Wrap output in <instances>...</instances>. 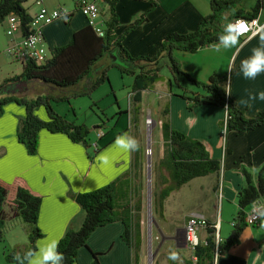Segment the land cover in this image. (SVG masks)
<instances>
[{"label":"crops","instance_id":"0c3cea01","mask_svg":"<svg viewBox=\"0 0 264 264\" xmlns=\"http://www.w3.org/2000/svg\"><path fill=\"white\" fill-rule=\"evenodd\" d=\"M151 1L155 2V6L150 7ZM242 1L240 0L236 4L237 6L225 10V17L229 19L228 22L237 18L234 17L236 12L248 11L256 3L255 0L253 5L245 6ZM27 2L28 0H24L23 5L30 15H33L43 6L51 10L60 8L71 11L75 4V0H35L34 7L29 9ZM97 3L99 4H97L99 15L96 20L103 23L108 17L107 6L102 0H97ZM115 11L119 19V24L115 28L116 34H120L139 15L146 14V19L129 30L121 43L131 56H152L165 34L172 31L187 32L193 30L200 19L210 13V0H117ZM256 18L260 24H264V6ZM87 25L86 17L79 11H73L66 17H59L42 28L45 46L49 51H52L54 47L63 46L69 42L74 31ZM21 36L20 30L11 31L9 29L6 18L0 22L2 49L19 41ZM217 44L218 41L201 47L195 52L175 50L173 54L185 72L197 80L206 81L212 73H228L231 67L249 57L252 49L259 45V37L257 34L250 37H240L238 45L227 50L215 51L214 48ZM12 59L20 62V60ZM161 64L166 67L167 59H162ZM165 76V82H167L170 73ZM3 79L1 78L0 82ZM154 85L143 92L142 99L146 91H151ZM56 89L63 94L70 91L68 90L70 88L66 90ZM56 89L49 86L46 93L55 94L57 93ZM227 90L237 107L245 111L246 116L254 117L260 110L264 109V101L261 100L249 101L248 105L240 103L241 100L248 98L249 93L255 94L264 91V73L258 75L255 80H247L243 78L240 69H238L228 76ZM189 91L201 92L199 89ZM163 94L166 96L163 101H167L169 106L168 120L171 128L190 138L202 141L211 157L221 160L223 173L227 176V184L221 186L220 195L223 199H228L224 194V190L227 189L233 195V204H236L235 212L225 219L227 220L226 224L231 219L229 221L231 226L232 218L238 209L237 192L245 183L242 170L254 174L264 160V124L249 132H226L222 136L221 127L219 128L218 124L225 117V108L201 104L188 109L186 101L174 95L176 92L173 93L172 86L167 87V91L165 90ZM132 96L133 93L130 94V98ZM157 106L158 114L160 101ZM53 108L66 119L72 120L67 110L66 113H60L56 109L55 103ZM35 113L42 119L47 118L41 108L37 109ZM24 115L25 108L22 105L11 101L3 106V112L0 115V179L10 182L14 177L20 176L31 190L41 195L36 222L42 233V236L37 238L35 242V251H38L44 242L50 239L58 241L69 227L77 229L81 225L84 211L70 193L76 194L97 189L109 184L119 175L128 172L131 168L133 151L126 152L117 145L118 137L123 134L128 135L126 126L129 117L120 122L118 127V121L124 118L120 115L114 127L105 129L106 131L104 130L101 137H97V130L95 138L89 136L88 147L81 142H72L64 133L40 129L37 134L36 153L28 154L25 146L17 140L18 122ZM130 121L136 125L138 115L136 114V120L130 117ZM139 150L142 160V150L140 148ZM160 152L159 148L158 160ZM211 175L210 190L216 195L218 188L214 184L218 178L214 174ZM258 201L264 203V196L260 197ZM166 212L169 214L167 215ZM172 212L175 213L176 211L174 212L173 208L164 209V201L162 208L158 209L159 215L165 216L166 226L169 228L167 236H176L178 222L182 219L186 221L191 215L204 217L208 224H213L217 220L222 239L232 229L231 226L230 229L225 230L224 235L221 234L223 204H221V210L219 209L214 220L194 210L176 219V215ZM17 225L23 229L22 222L18 218L9 219V222L6 223L7 228H5L3 240L0 242H6L13 247L18 245L19 243L16 241L19 240L21 232L20 228L16 227ZM209 228L202 229V237L199 236L202 241L206 240ZM123 231L124 225L119 220L96 227L87 237V247H80L77 250L74 264H90L92 252L98 254L101 264H142L140 253H138L135 263L133 249L122 239ZM14 232L18 235L17 239L13 234ZM179 239L181 244L177 241V237L176 240L168 239L169 249L166 252V264H174L168 260V253L173 249L177 251L187 249L191 252L190 257H181L175 264H186V261L192 257V251L185 246L183 247L185 242L184 227ZM24 242H27V239ZM216 264H264V221L258 220L256 224L247 226L239 237L238 243L219 254Z\"/></svg>","mask_w":264,"mask_h":264},{"label":"trees","instance_id":"16d2710c","mask_svg":"<svg viewBox=\"0 0 264 264\" xmlns=\"http://www.w3.org/2000/svg\"><path fill=\"white\" fill-rule=\"evenodd\" d=\"M107 6L108 17L104 20L103 36H98L90 25H87L71 35L69 42L63 46L54 47L50 56L43 62L33 58L20 60L21 72L4 79L0 83V115L3 106L8 102L23 104L25 115L19 120L17 126V140L22 143L28 154H35L37 150V134L40 129L50 132L64 133L72 142H81L87 146L88 129L84 124H77L73 120L66 119L57 113L52 105L53 101L68 100L79 92L66 94L46 93L38 95L35 99H26L22 96L5 94L8 82H20L38 80L51 86L53 89L66 90L75 87L79 81L89 77L95 62L105 53L117 51L118 55L126 58L137 71L116 63L121 73L132 74V98L140 102L145 90L152 88L154 83L161 80L159 70L161 60L167 59L166 67L171 78L167 85H171V79L177 82V76L185 78L201 92H191V96L185 93L174 94L186 101L188 109L201 104L215 105L225 108V117L219 125L225 127L226 132H249L264 124V109L254 117H248L243 109L237 107L236 102L229 96L227 85L228 76L240 69L241 61L231 67L228 73L223 75L214 72L206 81L193 78L179 65L173 52L175 50L195 52L206 45L218 41V36L223 34V26L228 22L225 10L234 7L240 0H210V13L203 16L196 27L187 32L172 31L162 36L159 47L152 56H131L123 47L121 41L126 33L146 19V14H141L120 34H116L115 28L119 24L115 11L117 0H102ZM24 0H0V22L10 13L17 16L22 35L29 33L31 15L23 6ZM155 2H150V7ZM264 6V0H256L255 5L248 11L240 10L234 17L246 19L254 18ZM246 59V58H245ZM244 60V59H243ZM104 67L100 76L90 83L89 91L96 88L101 82L108 80ZM43 106L47 120L40 119L34 110L37 106ZM139 112V111H138ZM138 112L136 114H138ZM169 106L167 101L160 102L158 109L157 126H159L160 157L156 166L157 190L153 189L152 197L157 201L160 210L164 199L182 185L192 179L214 174L217 178L222 165L221 160L211 157L204 143L198 139L190 138L184 133L171 128L169 120ZM137 151H133L131 168L116 177L112 182L97 189L70 193L71 197L84 211V218L79 228L69 227L58 240L59 252L64 255V264L76 262L77 250L87 247L86 240L89 234L96 228L114 221H121L124 225L122 239L133 249L135 263L138 258L143 235L144 223V196L143 180L140 176V161L137 159ZM141 160V159H140ZM245 183L237 192V212L233 216L234 225L230 233L218 244L220 251L228 250L239 241L243 230L248 226L245 222L247 208L257 199L264 196V160L258 170L251 174L242 170ZM41 195L31 190L20 177H14L6 182L0 179V241L3 240L6 223L9 219L18 218L27 224V244L22 248L19 245L5 254L8 262L17 264L14 256H23L25 252L36 250V239L42 236L36 225ZM212 225V224H209ZM214 228L208 229L205 243L197 245L192 257L186 264H212L215 243L213 238ZM90 264H101L97 253H91Z\"/></svg>","mask_w":264,"mask_h":264},{"label":"rangeland","instance_id":"374dc122","mask_svg":"<svg viewBox=\"0 0 264 264\" xmlns=\"http://www.w3.org/2000/svg\"><path fill=\"white\" fill-rule=\"evenodd\" d=\"M34 1L35 0H28L27 6L29 7V9L31 7H34ZM254 3L255 0L242 1V4L245 6L253 5ZM0 47H2L1 43ZM112 63H116L119 66H123L129 69H134L135 72L137 71L135 66H132V64L126 58L118 55L117 51L114 50L112 51V53H105L95 62L89 77L82 79L75 87H70V89H68L70 90L68 91V93L79 92L77 96L74 95L73 97H70V99L63 101L51 100V105L53 107V104L55 103L57 105L56 109H58L60 113H66L67 110L70 113L69 117L75 123L80 125L84 124L88 129L87 138L89 136L95 138V132L98 129H100L104 134L105 129L107 130L111 127H114V124L119 119L120 115H122L124 118L121 119V121H118V127L120 126V122L129 117L127 118L128 121L126 126L128 135L136 138L140 145V149L142 150V160H140V150H138L137 153V159L141 161L140 176L143 180L144 196V223L142 226L143 235L139 253L142 257V264H166L167 261H165V259L166 252L169 249V243L168 239L165 236H167V234L169 233V228H167L166 226L167 224L165 221V216L161 217L158 213V207L156 204L157 201L154 197H152V192L153 189L157 190L155 186V184L157 183L156 165L159 156L160 144V139H158L160 131L159 126H157L156 124V119L158 116L157 105L159 101L161 102L166 98L163 93L165 92V90L167 91V87L169 88L167 82H165V75H168L169 71L166 67L163 66V64H161L162 66L159 70V74L161 75L162 80L156 83L151 91H146L142 102L137 104L138 102H135L132 97L130 98V94H132V84L134 81V76L132 74L121 73L116 66L111 65ZM106 66H108V69L106 70L108 80L101 82L96 88L89 91L88 88L90 86V83H92L100 76L102 69ZM21 69L22 67L20 62L13 60L11 57L4 53H0V79H6L5 77L9 78L13 75H17L20 73ZM219 74L223 75L222 73ZM176 80L177 82H174L171 79L172 82L170 86H172L173 88V93H185L186 95L191 96L192 94L189 90H197L195 86H193L190 82H188L181 76H177ZM49 86L50 85L38 80L8 82L5 94L22 96L26 99L32 100L35 99L38 95L46 94V92L49 90ZM55 91L57 92L55 94H63L62 92L60 93L57 89ZM21 105L24 107L23 104ZM35 108L43 109L46 114L43 106L40 105ZM37 109L34 110V114ZM137 112L139 113L137 114L138 122L135 125L132 121H130V117H133V119L136 120ZM147 118H151V121H146ZM43 120H47V118ZM218 127L220 128L219 124ZM147 148L151 149V155L149 156L146 155ZM148 172L150 173L149 179L147 178ZM211 182L212 175H206L192 179L188 183L182 185L178 190L173 191L164 200V209L173 208L174 212H176L172 213L176 215V219H178V217L181 218L191 210H194L199 211L200 213H203L214 220V218H216L217 214L219 213V209L221 210V204H223V226L221 234L224 235L226 233L225 230L231 228V226L229 225V221L231 219L228 220V224H226L227 220L225 219H227L229 215L235 212L236 204H233V195L229 193L227 189L224 190V194L228 197V199H223L222 195H220L221 186L223 184L226 186L227 184V176L225 173H223L222 168L218 179L214 184L218 188V193H216V195H214L210 190ZM148 184L149 187H147ZM147 192L150 194L151 198L148 206ZM166 214L168 215L169 213L166 212ZM153 221L155 222L153 223ZM7 222H9V220ZM155 223L157 224L159 230L156 228ZM184 223L185 219H182L177 224L178 230L176 233V237L179 244H181L179 237L181 235V231L183 230ZM22 226L23 229H21L19 225L16 226L18 227V229L20 228L21 232L20 238H18L19 240L16 241V243H19V248H22L28 242H24L27 239L26 229L28 225L22 223ZM147 226H149L151 230L149 238ZM5 227L7 228V226ZM202 232V228L199 229L197 231L198 236L202 237ZM13 234L17 239V233L14 232ZM161 234L163 235L162 241ZM157 247L158 249L154 254V257L152 258L151 254ZM12 249L13 246H9V244H7L6 242H0V264H14L13 262H8L5 259V254ZM149 249L150 252L148 253ZM186 250L187 249H179V251L175 250L179 256V259L181 257H190L191 252L189 250Z\"/></svg>","mask_w":264,"mask_h":264},{"label":"built area","instance_id":"2783aa9c","mask_svg":"<svg viewBox=\"0 0 264 264\" xmlns=\"http://www.w3.org/2000/svg\"><path fill=\"white\" fill-rule=\"evenodd\" d=\"M73 11H79L82 15H84L87 19L88 25L92 27L95 33L98 36H103V24L99 23V21L96 20L99 15L97 0H75L74 8L71 11L60 8L51 10L44 6L40 7L37 12L31 15V20L28 24L30 29L29 33L27 35H22L19 41L11 43L4 49L0 47V53L3 52L9 57H12L17 60H22L30 57L38 62H43L50 56L51 52L45 46L42 28L46 24H49L50 22L59 17H66L70 15ZM5 18L8 27L11 31L20 30L19 21L15 14L10 13ZM236 20H240L243 23V27L241 29L242 35L240 37H250L257 33V26L260 25V23L258 22L256 17L250 19L237 17L229 22H234ZM253 21H255L256 23L253 24ZM221 134L222 136L226 134L224 126L221 128ZM102 135L103 132L100 129L97 130V137L99 138ZM146 155H151L150 148L146 149ZM258 203H260L258 199L255 200L246 212L245 222L248 226L254 225L258 222V219H256L254 214L252 213L253 205ZM233 225L234 222L232 221L231 226ZM206 227L214 228L213 238L215 243V250L212 264H216L217 258L222 252L218 249V244L222 242V238L219 234V222L217 220L212 225H209L206 219L202 216H189L184 224V238L186 247L190 249L193 253L197 245L205 243V239L204 241H202L199 238L197 231L201 228L205 229ZM192 258L195 259V257L193 256Z\"/></svg>","mask_w":264,"mask_h":264},{"label":"clouds","instance_id":"9594fccd","mask_svg":"<svg viewBox=\"0 0 264 264\" xmlns=\"http://www.w3.org/2000/svg\"><path fill=\"white\" fill-rule=\"evenodd\" d=\"M255 23L253 21V24ZM242 27L243 23L240 20L226 23L223 26V34L218 36V44L214 50L220 51L221 49L227 50L236 47L242 35ZM256 34L259 37V45L253 48L251 55L242 60L240 64V74L247 80H255L258 75L264 73V24L257 26ZM253 100L264 101V91H259L255 94L249 93L248 98L241 100L240 103L248 105L249 101ZM117 145L126 152L137 151L140 148L136 138L127 134H123L117 138ZM252 213L256 219L264 221V203L253 205ZM57 248L58 241L50 239L44 242L38 251L29 250L23 256H14V260L17 264H64V255ZM168 260L174 262V264L179 260V256L175 250L169 251Z\"/></svg>","mask_w":264,"mask_h":264},{"label":"water","instance_id":"95a60500","mask_svg":"<svg viewBox=\"0 0 264 264\" xmlns=\"http://www.w3.org/2000/svg\"><path fill=\"white\" fill-rule=\"evenodd\" d=\"M147 175H148V179H149V176H150V173L148 172L147 173ZM149 182V181H148ZM147 187H149V184H148V186ZM149 189V188H148ZM148 189H147V191H148ZM149 193L147 192V199H149ZM155 221H153V223H154ZM155 226H156V228L158 229V227H157V224L155 223ZM159 230V229H158ZM160 232V231H159ZM184 236H185V231H184ZM166 238H168V239H173V240H176V236H166ZM163 240V235L161 234V241ZM161 241H160V243H161ZM160 245V244H159ZM159 245H158V247H159ZM186 247V243L184 242V244H183V247ZM158 247L155 249V251L154 252H152V258L154 257V254L156 253V251H157V249H158Z\"/></svg>","mask_w":264,"mask_h":264},{"label":"bare ground","instance_id":"6f19581e","mask_svg":"<svg viewBox=\"0 0 264 264\" xmlns=\"http://www.w3.org/2000/svg\"><path fill=\"white\" fill-rule=\"evenodd\" d=\"M146 121H149V122H150L151 120H150V118H147ZM149 122H148V123H149ZM149 195H150V194H149ZM150 199H151V198H150V196H149V199H148V202H147V206H148V204L150 203ZM147 228H148V238H149V237H150V232H151V230H150V227H149V226H147ZM149 252H150V249L148 250V253H149ZM149 255H150V254H149ZM151 255H152V254H151ZM148 257H149V256H148Z\"/></svg>","mask_w":264,"mask_h":264}]
</instances>
